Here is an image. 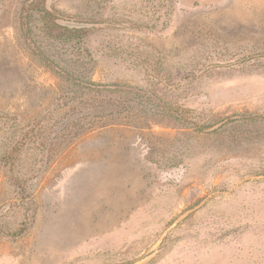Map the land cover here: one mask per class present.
<instances>
[{"label":"rangeland","instance_id":"obj_1","mask_svg":"<svg viewBox=\"0 0 264 264\" xmlns=\"http://www.w3.org/2000/svg\"><path fill=\"white\" fill-rule=\"evenodd\" d=\"M30 2L0 0V264H264V0H46L54 33Z\"/></svg>","mask_w":264,"mask_h":264},{"label":"trees","instance_id":"obj_2","mask_svg":"<svg viewBox=\"0 0 264 264\" xmlns=\"http://www.w3.org/2000/svg\"><path fill=\"white\" fill-rule=\"evenodd\" d=\"M30 1L31 0H29V2ZM44 2H46V0H32L28 6L23 7V9L21 11V23H22V27H23V29H25V31L29 30V26L34 21L40 22L42 24V26L45 27L46 29H48L49 32H51V33H54L55 30L61 28V25L59 24V20H60L59 17L60 16L55 15L54 13L49 11L47 8L36 7V5L38 6L39 4H42ZM72 31L77 32L80 30L73 29ZM60 35L61 34H59V33L56 34L57 37H60ZM92 85L93 84H91V86ZM174 117L176 118L177 121H180L182 123H186L184 118H183L184 116L182 115L181 112L178 115H174ZM249 119L253 122H261L263 120V117H260L259 115H251ZM259 119H262V120H259ZM236 122H239V121L236 120ZM215 125H216V123H214L211 126V128L214 127ZM195 127L196 128L199 127L200 129H202L204 127V125H199V126H195ZM221 127H218V129L213 130V132L214 133L217 132L219 129H221ZM201 132L211 133V132H206L204 130H202Z\"/></svg>","mask_w":264,"mask_h":264}]
</instances>
